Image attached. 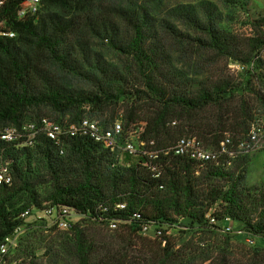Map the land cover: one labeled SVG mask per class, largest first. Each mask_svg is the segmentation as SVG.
I'll return each mask as SVG.
<instances>
[{"label":"trees","instance_id":"1","mask_svg":"<svg viewBox=\"0 0 264 264\" xmlns=\"http://www.w3.org/2000/svg\"><path fill=\"white\" fill-rule=\"evenodd\" d=\"M20 1L4 0L0 8V20L16 32L14 38L0 39V126H19L29 119L25 110L38 105L58 112L87 104L104 110L112 96L109 82L101 81L93 92L69 94L57 76L45 71L48 63L75 74L73 47L85 52L89 36L108 40L127 57V81L136 88L137 98H145L147 103L127 105L124 121L129 125L142 120L141 137L153 140L157 149L174 144L182 135H196L205 147L213 148L229 137V148L236 151L238 142L247 136L254 108L264 111V71L258 72L264 65L260 24L254 25L255 35L242 36L221 30L210 11L190 19L183 14L194 22L190 25L194 30L205 34L193 38L176 28H155L145 13L128 8L114 6L109 19V11L100 9L96 0H44V15L36 22L33 17L17 19ZM177 51L181 59L212 52L197 61L200 73L209 70L211 74L197 81L181 78L173 63ZM224 59L252 63L249 78L234 80L227 60L221 63ZM1 148L10 159L14 155L10 151L28 154L33 150L44 158L51 203L70 206L89 219L95 211L121 218L139 211L142 220L168 224L187 218L188 227L203 234L198 241L175 248L169 236L155 242L139 235L135 223L105 238L87 233L76 222L45 250L51 256L48 264H57L59 259L63 264H264V246L233 249L231 239L237 236L207 224V209L218 202L220 210L212 211L216 218L229 216L241 221L245 230L264 236V194L244 188V175L234 176L228 167L233 159L226 155L204 164L184 156L160 155L161 176L154 178L136 157L122 154L120 164L112 162L107 150L85 139L69 141L62 156L46 139L34 148L14 149L0 142ZM11 170L12 184L0 185V241L24 223L19 216L22 210L41 206L36 182L24 176L14 161ZM22 198L24 203L16 207ZM116 202H125V209L111 212L110 206ZM23 226L35 232L55 230L36 222ZM207 236H217V241L203 247L199 241L205 243ZM136 237L140 243L133 242ZM136 244L139 248H134ZM22 249L16 248L17 257H22L19 264H36L33 250Z\"/></svg>","mask_w":264,"mask_h":264},{"label":"rangeland","instance_id":"2","mask_svg":"<svg viewBox=\"0 0 264 264\" xmlns=\"http://www.w3.org/2000/svg\"><path fill=\"white\" fill-rule=\"evenodd\" d=\"M97 4L100 6V9L109 11V19L113 17L112 8L114 6L120 8H128L130 11H141L145 13L148 18L154 21V27L158 28L160 25L167 26L168 29L176 28V30L181 31L182 34H190L193 38L205 36L204 33H201L197 30H194V22L192 20H187L186 18H192L191 16L205 15L207 12H212V16L215 17V21L219 28L223 31H228L233 34L242 35V36H253L255 35L254 25L260 24V29L263 32L262 36L264 38V0H96ZM53 11L58 9L53 8ZM188 14V17H182L183 14ZM44 15V10L34 18H40ZM191 21V22H190ZM16 37V35H15ZM14 38V37H13ZM88 43L86 44L85 52H82L78 47H73V56L72 62L77 66V72L73 74L68 69H58L59 66L55 64H46L45 71L49 72L52 76H57V80L61 86L69 94H78V93H88L93 92L102 81H107L108 90L111 93V97L107 100L104 106V110H99L93 104L82 105L78 107H71L65 112H58L52 110L49 106L38 105L33 107H28L24 116L31 120L37 118L38 116L45 115L49 118H52L58 122L78 119L80 117H90L94 120H97L100 123L110 124L112 121L121 120L125 134L131 133L136 135L144 128V122L142 120H137L130 123L129 125L125 124L124 113L126 106L137 102V104H146L147 100L145 98H137L138 93L135 91V87L127 81L129 76L128 73V62L127 57L122 54L119 50L115 49L108 40H100L97 37H87ZM177 41V40H176ZM174 40V42L176 43ZM185 46V45H181ZM189 52V50L187 49ZM262 54L264 57V46L262 49ZM84 53V54H83ZM173 63L175 66V72L180 75L181 78L185 80L193 79L197 81L202 79L203 76H208L211 74L209 70L200 73L199 69L201 68L197 61L200 59L207 58L209 55L213 54L209 51H203L201 56L197 59L185 58L181 59L178 55V51L174 53ZM88 60V62H86ZM227 68L230 74L235 76L237 82H243L246 78H249L248 70L251 69L252 63L241 64L238 61L232 59H224L221 63L226 62ZM201 63V62H200ZM254 64H257L255 62ZM64 68H67L65 66ZM257 70V69H256ZM264 71V65L258 68V72ZM78 73V74H77ZM35 82V81H34ZM33 82V83H34ZM243 83H241V87ZM239 88V90H240ZM118 94L115 98V94ZM260 126L259 139L255 143V146L250 152L245 154H237L236 157L232 158L233 161L228 167L232 170L234 176L239 174L244 175L242 180V185L244 188L248 189L250 193L258 194L259 192L264 194V111L253 110V118L250 122L249 130L253 126ZM182 136H195L196 135H182ZM181 136V137H182ZM212 147H207L208 149H216ZM13 153L11 155L12 162L14 161L17 164L18 168L25 172L24 176L32 182H36V194L37 200L41 206L50 202L47 199L49 193V177L46 172L45 160L41 158L39 154L30 151L28 154ZM109 160L112 162H120V152L115 151L110 153ZM120 164V163H119ZM118 164V165H119ZM213 182V181H211ZM26 196V195H25ZM24 196V197H25ZM25 201L24 198L18 199L16 201V207L23 204ZM213 204L207 213L213 210H220V206ZM27 222H32V218L28 217ZM75 223L78 222L81 226L85 228L87 233L100 234L101 237L109 238L113 236L115 232H124L116 231L122 229L124 226H129L128 223H120L117 229H110L104 223L91 220L86 216L75 217ZM235 221L236 226L243 227L244 224L241 221ZM189 219L187 218H177V222L172 225L170 234L168 235L171 239L174 240L175 248L180 246L182 243L187 242H196L199 239V236L203 235L200 232H196L195 227H188ZM196 226V225H195ZM22 231L17 238V247L18 250L23 248L28 250L32 249L34 252V258L32 259L33 263L36 264H48L51 256L45 255V250L53 243L61 239L64 235V230L55 229L51 231H37L33 230L32 227H25L21 224ZM139 234V233H138ZM141 236L142 235L139 234ZM228 235V234H227ZM233 236V235H231ZM206 237V236H204ZM209 237V236H207ZM217 236H210L209 239L204 241H199L201 246L205 244H212L214 241H217ZM149 238V237H148ZM52 239V241H50ZM155 239V242L158 238ZM135 240V241H134ZM139 242V238L133 239V242ZM207 242V243H206ZM233 249L238 247H252L247 244L244 239L240 236L234 237L231 239ZM263 247L262 242H258ZM140 245L136 244L134 248H139ZM13 249L9 251L7 255H0V264H10L12 261H16L17 264L21 263L22 257H17V250ZM130 252V251H129ZM128 252V253H129ZM133 252V251H132ZM27 262V261H26ZM64 260L59 259L57 264H63Z\"/></svg>","mask_w":264,"mask_h":264},{"label":"built area","instance_id":"3","mask_svg":"<svg viewBox=\"0 0 264 264\" xmlns=\"http://www.w3.org/2000/svg\"><path fill=\"white\" fill-rule=\"evenodd\" d=\"M4 0H0V8ZM44 0H21L15 11L17 19L36 18L44 9ZM16 32L6 27L4 20H0V39L13 38ZM174 123V122H172ZM143 129L136 135L125 134L121 120L112 121L110 124L100 123L90 117H80L78 119L58 122L45 115L38 116L31 120H25L19 126H0V142L14 149L34 148L42 139L49 140L54 146L58 155H64L68 142L71 140L85 139L98 144L109 153L119 151L137 158V163L147 168L151 176L159 178L161 176L160 155L184 156L194 162L204 164L218 161L223 155L234 158L237 154L250 152L259 139L260 126H253L247 136L241 139L236 145V151L229 148L230 139L225 137L216 149H208L195 136L179 137L174 144L157 149L153 140L141 137ZM11 159L0 149V185H11L13 175L11 170ZM125 202L111 204L110 210L120 211L125 209ZM105 209V208H104ZM90 214V213H89ZM110 214V213H109ZM109 214L95 211L91 215V220L104 223L110 229H117L120 223H128L137 228V232L149 238L161 239L168 236L174 223L159 222L156 220H142L139 211L128 217L121 218ZM23 222L31 217L32 222L43 225L46 228L68 230L75 223V217L84 216L76 212L72 207L60 203L48 202L43 206H32L22 210L19 214ZM207 224L212 228L228 235L240 236L250 246L264 244V236L251 233L244 227L236 226L235 221L229 216L216 218L211 212L205 214ZM135 220H138L135 222ZM24 223L22 225H24ZM22 231L21 224L3 237L0 241V255H7L9 251L17 246V238ZM10 264H17L12 261Z\"/></svg>","mask_w":264,"mask_h":264}]
</instances>
